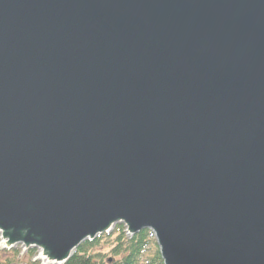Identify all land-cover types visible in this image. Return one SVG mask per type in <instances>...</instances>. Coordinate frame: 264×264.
I'll list each match as a JSON object with an SVG mask.
<instances>
[{"label":"water","instance_id":"95a60500","mask_svg":"<svg viewBox=\"0 0 264 264\" xmlns=\"http://www.w3.org/2000/svg\"><path fill=\"white\" fill-rule=\"evenodd\" d=\"M116 224L264 264V0H0L1 246Z\"/></svg>","mask_w":264,"mask_h":264},{"label":"trees","instance_id":"16d2710c","mask_svg":"<svg viewBox=\"0 0 264 264\" xmlns=\"http://www.w3.org/2000/svg\"><path fill=\"white\" fill-rule=\"evenodd\" d=\"M117 233L119 234L116 240L117 245L112 249V259L104 261L103 256L90 253L92 248L97 246L99 241L93 244L85 243L78 248L77 252L68 262V264H163L159 255L158 249L155 253L147 258H144V253L149 245H153V237L148 230H144L135 235L131 240H128L124 234V228L122 226L117 227ZM155 246V242L154 245ZM16 256V255H15ZM121 257L120 259H117ZM1 260V254H0ZM0 261V264H10V262Z\"/></svg>","mask_w":264,"mask_h":264},{"label":"rangeland","instance_id":"374dc122","mask_svg":"<svg viewBox=\"0 0 264 264\" xmlns=\"http://www.w3.org/2000/svg\"><path fill=\"white\" fill-rule=\"evenodd\" d=\"M118 226L120 225L116 224V226L110 232L109 235L102 236L100 241L97 243V246L92 248L90 253L103 256L104 261H107L108 259H112L113 257H112L111 251L113 248L116 247L117 245L116 240L118 239V236H119V234L117 233ZM125 237L128 238L129 236L125 234ZM153 240L154 241L152 243L154 245V242H155V246H153L152 244L149 245V247L147 246L146 248L147 251L144 253V258H147L150 255L154 254L156 252L155 250L158 249L156 245V241H155L156 239L154 236H153ZM0 243H1V240H0ZM15 250L18 251L17 253H19V256L15 258L16 260L14 264H40L41 261H45L47 262V264H49L48 260L42 257V252L38 248L26 249L23 245L19 244L15 247ZM5 251L7 252L1 255V260H0L1 262L6 261L5 259L13 258V253L11 251H8V250H5ZM30 252H33V254H31ZM120 258L121 257L117 259H120Z\"/></svg>","mask_w":264,"mask_h":264},{"label":"bare ground","instance_id":"6f19581e","mask_svg":"<svg viewBox=\"0 0 264 264\" xmlns=\"http://www.w3.org/2000/svg\"><path fill=\"white\" fill-rule=\"evenodd\" d=\"M49 264H52V263H49Z\"/></svg>","mask_w":264,"mask_h":264}]
</instances>
